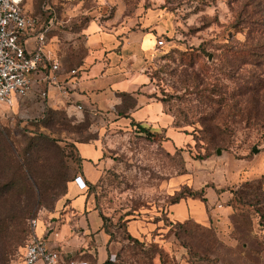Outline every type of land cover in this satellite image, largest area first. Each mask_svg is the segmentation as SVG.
Masks as SVG:
<instances>
[{
    "label": "rangeland",
    "instance_id": "obj_1",
    "mask_svg": "<svg viewBox=\"0 0 264 264\" xmlns=\"http://www.w3.org/2000/svg\"><path fill=\"white\" fill-rule=\"evenodd\" d=\"M22 9L62 71L94 60L89 25L118 39L154 29L164 46L140 63L169 124L136 135L51 96L0 105V183L12 185L0 216L16 220L25 245L8 264H24L30 218L41 230L60 225L82 142L102 155L85 194L104 217L111 264H264V0H23ZM189 191L204 201L171 204ZM77 251L66 264L87 261Z\"/></svg>",
    "mask_w": 264,
    "mask_h": 264
},
{
    "label": "crops",
    "instance_id": "obj_2",
    "mask_svg": "<svg viewBox=\"0 0 264 264\" xmlns=\"http://www.w3.org/2000/svg\"><path fill=\"white\" fill-rule=\"evenodd\" d=\"M96 28L89 25L85 30L90 35L88 45L98 50L93 52L94 60L83 68L84 71L80 73L78 70V83L74 88L69 87L66 94L61 93L60 87L66 80L67 72L63 71L65 73L59 75L57 84L48 87L47 95L64 108L75 112L78 111L77 106L81 107L80 113L84 109L102 110L115 125L129 127L131 121H134L151 128L153 132L167 128L169 119L164 106L153 98L152 84L140 63L141 57L155 48L158 33L149 29L142 33L131 32L118 39ZM34 39L33 35L21 38L28 51L33 49ZM122 94L128 95L134 105L127 106L120 96ZM31 97L33 95L28 98ZM117 110L124 115L118 116ZM77 150L81 163L75 176H80L87 186L94 184L102 173L101 152L90 144H78ZM85 191L78 190L73 182H69L67 207L60 225L57 223L55 228L44 230L38 227L37 236L41 237L47 249L58 253V264H66L65 257L68 254L72 256L77 249L78 255L90 264H103L108 258L109 238L99 211ZM86 236H90L89 241L84 240ZM72 261L75 260L67 264Z\"/></svg>",
    "mask_w": 264,
    "mask_h": 264
},
{
    "label": "built area",
    "instance_id": "obj_3",
    "mask_svg": "<svg viewBox=\"0 0 264 264\" xmlns=\"http://www.w3.org/2000/svg\"><path fill=\"white\" fill-rule=\"evenodd\" d=\"M22 2L23 0H0V105L7 108L18 106L30 95L45 99L48 87L57 84L59 75L63 73L60 63L44 52V36L42 33L36 34L34 20L26 16ZM29 35L35 36L31 51L27 50L21 40ZM156 46H164V41L157 40ZM65 77L66 80L60 87L63 94L78 83V70L67 71ZM76 108L81 110L80 106ZM73 183L78 190L87 189L80 176H75ZM28 224L32 234L25 249L24 264H58V253L48 250L41 237L36 234L37 219L30 218ZM69 264L88 262L75 260Z\"/></svg>",
    "mask_w": 264,
    "mask_h": 264
},
{
    "label": "trees",
    "instance_id": "obj_4",
    "mask_svg": "<svg viewBox=\"0 0 264 264\" xmlns=\"http://www.w3.org/2000/svg\"><path fill=\"white\" fill-rule=\"evenodd\" d=\"M181 56H184V55L181 54ZM188 57H189V55H188ZM190 60H192V59H190ZM120 96L122 97L123 102H125L127 106H133L134 105L133 100L128 95L122 94ZM116 112H117L118 116L124 115V113L120 112V110H117ZM49 113H51V110L47 111V115ZM85 117H87V115ZM130 126L133 127V129H135L136 132H139V134L136 133V135H141V134L152 135L155 133V132H153V130L151 128L142 126L139 123H136L134 121H131ZM2 135L3 134L0 131V138H2V140H3ZM82 143L84 144L86 142H82ZM42 144H44V139H43V137H40V139H37L35 143L31 144V146H33L35 149H38L40 147V145H42ZM80 163H81V158H80ZM17 169H18L17 171L19 172L21 167L18 166ZM73 178H72L71 182H73ZM62 181H64V184L68 182V180L63 179V178H62ZM11 188H12V185L7 180L3 183H0V194L1 193L4 194L5 192L9 193ZM67 192H68V187H66V190L64 192L65 195L67 194ZM185 195L188 197H191V198H200L201 200L204 201V198L202 196V191H189V192H179L171 204L172 205L176 204ZM101 218L103 221L104 217L101 216ZM22 233H23V230H21L19 228V225L16 224L15 219H13L12 217L0 216V264H8L9 256H11L13 254V251H14L13 249H15V247L19 246L20 243L24 240V238L21 237ZM20 246L24 247L25 245L24 246L20 245ZM111 263H112L111 259L108 255L107 260L103 264H111Z\"/></svg>",
    "mask_w": 264,
    "mask_h": 264
},
{
    "label": "water",
    "instance_id": "obj_5",
    "mask_svg": "<svg viewBox=\"0 0 264 264\" xmlns=\"http://www.w3.org/2000/svg\"><path fill=\"white\" fill-rule=\"evenodd\" d=\"M253 152L256 153V149L255 148L253 149ZM217 153L219 154V151Z\"/></svg>",
    "mask_w": 264,
    "mask_h": 264
}]
</instances>
